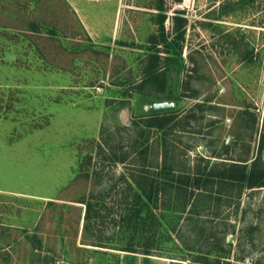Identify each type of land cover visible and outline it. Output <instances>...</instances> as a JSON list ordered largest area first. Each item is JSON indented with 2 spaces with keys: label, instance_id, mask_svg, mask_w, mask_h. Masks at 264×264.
<instances>
[{
  "label": "rangeland",
  "instance_id": "1",
  "mask_svg": "<svg viewBox=\"0 0 264 264\" xmlns=\"http://www.w3.org/2000/svg\"><path fill=\"white\" fill-rule=\"evenodd\" d=\"M157 101L174 122L137 127ZM263 139L264 0H0V264H264V187L125 222L143 150L204 175Z\"/></svg>",
  "mask_w": 264,
  "mask_h": 264
},
{
  "label": "trees",
  "instance_id": "2",
  "mask_svg": "<svg viewBox=\"0 0 264 264\" xmlns=\"http://www.w3.org/2000/svg\"><path fill=\"white\" fill-rule=\"evenodd\" d=\"M176 13L175 21L178 25L177 27L181 28L185 23V19L179 16L180 11H176ZM180 37L183 38L181 35ZM165 99L173 100L170 95L165 97ZM175 112L174 110L152 111L151 115L146 117V121L143 123L138 121L135 125L149 130L152 128L164 130L176 119ZM263 144L264 139L261 140V145ZM147 155L148 148L140 153L142 168H140L136 175H133L134 186L133 184L130 186L133 192L131 195L133 201L127 205L128 210L125 222L133 233H138L139 231L141 234V232L156 229L155 226H161L159 223L156 224L158 218L154 213V208L156 209L158 206L157 203L160 194L166 190L167 192L165 193L167 195H170L171 190L182 194L185 208L193 198L195 190H203V188L208 186L209 182H214L213 180H217L218 183L224 184L225 186L228 185L230 186L229 188L238 187L239 194L243 189L264 187V161L260 155L251 164H248V160L233 159L234 162H225L226 164L224 163L221 167L214 168L204 175L199 170L196 172L179 171L176 169V165H172L171 167L164 165L165 167L162 166V169L158 172H151L147 164ZM93 209V204L88 202L87 218H92L91 212ZM125 250L137 252L131 247ZM143 253L146 255L149 254L148 248Z\"/></svg>",
  "mask_w": 264,
  "mask_h": 264
},
{
  "label": "water",
  "instance_id": "3",
  "mask_svg": "<svg viewBox=\"0 0 264 264\" xmlns=\"http://www.w3.org/2000/svg\"><path fill=\"white\" fill-rule=\"evenodd\" d=\"M175 108V103L173 101H157L150 105L151 111H165L172 110Z\"/></svg>",
  "mask_w": 264,
  "mask_h": 264
}]
</instances>
